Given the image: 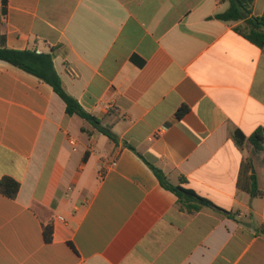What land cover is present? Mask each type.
I'll return each mask as SVG.
<instances>
[{
    "label": "crops",
    "instance_id": "crops-1",
    "mask_svg": "<svg viewBox=\"0 0 264 264\" xmlns=\"http://www.w3.org/2000/svg\"><path fill=\"white\" fill-rule=\"evenodd\" d=\"M228 7L8 0L3 13L0 0V46L52 53L65 89L119 137L88 121L73 132L49 84L0 61V181L21 184L0 193V264H264V195H251L264 150L233 136L264 128V52L217 19ZM146 161L231 216L181 210Z\"/></svg>",
    "mask_w": 264,
    "mask_h": 264
},
{
    "label": "trees",
    "instance_id": "trees-1",
    "mask_svg": "<svg viewBox=\"0 0 264 264\" xmlns=\"http://www.w3.org/2000/svg\"><path fill=\"white\" fill-rule=\"evenodd\" d=\"M228 3V9L218 14L216 17L225 22H242L235 28V32L250 41L264 52V16H256L253 13V4L255 0H224ZM8 0H3V13L6 12ZM0 61L7 62L49 84L55 93L64 101L66 105V114L70 117L77 116L88 121L95 129L107 136L110 140L119 143V137L110 129L101 125V121L88 113L64 87L63 81L57 73L54 66V56L52 53H38L36 50H14L4 45L0 46ZM188 108L183 106L177 113L179 119L183 118ZM239 145L243 146L250 143L255 150H264V128L258 129L250 137L244 135L241 130H236L233 134ZM125 146L135 152L139 157L143 156L131 145L125 143ZM148 166L155 173L162 186L172 191L178 197V204L181 210L190 214L201 211L204 208H210L216 212L231 216L230 212L216 206L210 200L200 197L193 190L187 189L181 185L175 186L169 183L162 170L147 162ZM252 166V162L250 161ZM21 184L11 178L4 177L0 181V193L7 198L16 199L20 192ZM251 195L253 197L263 196L264 192L259 190L257 176H252ZM45 241L51 242L53 231L51 227H46L44 231Z\"/></svg>",
    "mask_w": 264,
    "mask_h": 264
},
{
    "label": "rangeland",
    "instance_id": "rangeland-1",
    "mask_svg": "<svg viewBox=\"0 0 264 264\" xmlns=\"http://www.w3.org/2000/svg\"><path fill=\"white\" fill-rule=\"evenodd\" d=\"M81 125L88 126V123H87V121H85V120H83V119H81V118H79L77 116H74L73 117V127H72V131L78 133L79 132V127Z\"/></svg>",
    "mask_w": 264,
    "mask_h": 264
},
{
    "label": "built area",
    "instance_id": "built-area-1",
    "mask_svg": "<svg viewBox=\"0 0 264 264\" xmlns=\"http://www.w3.org/2000/svg\"><path fill=\"white\" fill-rule=\"evenodd\" d=\"M114 165H116V164H114ZM61 220H62V218H60Z\"/></svg>",
    "mask_w": 264,
    "mask_h": 264
}]
</instances>
